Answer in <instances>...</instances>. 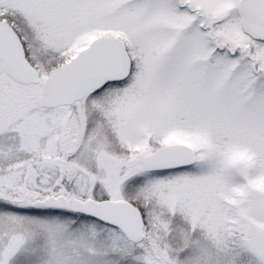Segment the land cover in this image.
Instances as JSON below:
<instances>
[{
	"label": "snow or ice",
	"instance_id": "1",
	"mask_svg": "<svg viewBox=\"0 0 264 264\" xmlns=\"http://www.w3.org/2000/svg\"><path fill=\"white\" fill-rule=\"evenodd\" d=\"M0 264H264V0H0Z\"/></svg>",
	"mask_w": 264,
	"mask_h": 264
}]
</instances>
